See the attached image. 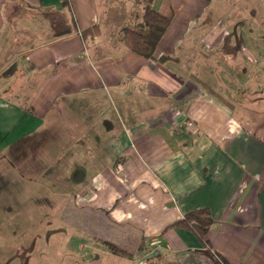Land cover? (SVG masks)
<instances>
[{
  "label": "crops",
  "instance_id": "obj_1",
  "mask_svg": "<svg viewBox=\"0 0 264 264\" xmlns=\"http://www.w3.org/2000/svg\"><path fill=\"white\" fill-rule=\"evenodd\" d=\"M211 1L153 0L170 21L144 57L121 39L143 2L0 0V153L145 238L125 257L86 232L78 264H215L191 231L165 228L198 207L213 253L264 264V0L237 21L219 0V24ZM218 46L219 92L192 57Z\"/></svg>",
  "mask_w": 264,
  "mask_h": 264
},
{
  "label": "rangeland",
  "instance_id": "obj_2",
  "mask_svg": "<svg viewBox=\"0 0 264 264\" xmlns=\"http://www.w3.org/2000/svg\"><path fill=\"white\" fill-rule=\"evenodd\" d=\"M223 1L226 3L223 8L227 14L235 15V21L248 18L251 13L249 0ZM210 10L219 24V0L211 1ZM206 51L197 50L192 57L194 61L208 63V83L219 92V46ZM242 92L247 93L244 89ZM262 97L261 94L260 100ZM257 103L261 108L257 106L256 111L264 108V99ZM19 174L20 171L0 153V190L17 191L16 194L11 190L0 193V264H78L81 254L78 247L86 249L89 236L69 223L61 213L72 197L68 192L61 196L51 188H44L40 182L26 181L22 178L24 175ZM79 264L125 263L110 256H99Z\"/></svg>",
  "mask_w": 264,
  "mask_h": 264
},
{
  "label": "trees",
  "instance_id": "obj_3",
  "mask_svg": "<svg viewBox=\"0 0 264 264\" xmlns=\"http://www.w3.org/2000/svg\"><path fill=\"white\" fill-rule=\"evenodd\" d=\"M134 1L144 3L142 17L134 25L122 28L121 39L127 48L144 57H151L170 18L152 7L153 0ZM83 34L87 36L88 29L83 31ZM62 214L69 223L90 234L95 241L104 244L112 254L131 257L135 250L145 245L144 237L137 238L130 231L118 233L115 227L119 224L109 219L103 210L70 203L63 209ZM211 222L209 209L198 207L185 212L180 218L168 223L165 228L178 226L191 231L205 245L204 252L215 264H226L220 255L213 253L209 248L206 234Z\"/></svg>",
  "mask_w": 264,
  "mask_h": 264
}]
</instances>
